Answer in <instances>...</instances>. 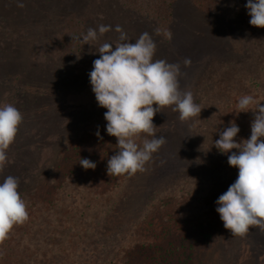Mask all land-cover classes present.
I'll use <instances>...</instances> for the list:
<instances>
[{
  "label": "trees",
  "instance_id": "trees-1",
  "mask_svg": "<svg viewBox=\"0 0 264 264\" xmlns=\"http://www.w3.org/2000/svg\"><path fill=\"white\" fill-rule=\"evenodd\" d=\"M175 1L120 0V5L153 21L166 38ZM190 1L210 13L219 0ZM246 30L250 36L242 56L215 63L200 82L195 103L202 110L193 122L198 170L167 180L127 212L129 185L140 172L107 175V162L118 149L103 116L58 155L54 170L38 187L19 192L28 220L14 226L0 244V264H203L224 229L216 201L238 174L213 142L231 121L240 129L236 142L250 138L253 111L236 113L242 96L264 104V28L249 23ZM63 32V55L82 51V44L65 45ZM144 138L151 137L141 134L137 142L142 145ZM83 158L95 169L85 170L79 163Z\"/></svg>",
  "mask_w": 264,
  "mask_h": 264
},
{
  "label": "rangeland",
  "instance_id": "rangeland-1",
  "mask_svg": "<svg viewBox=\"0 0 264 264\" xmlns=\"http://www.w3.org/2000/svg\"><path fill=\"white\" fill-rule=\"evenodd\" d=\"M22 2L23 8L17 0H0V106L11 104L23 115L7 150L0 183L9 175L17 177L19 192L38 187L54 170L58 155L107 111L98 106L89 73L100 55L95 47L109 42L115 49L120 35L117 25L131 43L148 32L156 42L153 61L180 64V89L191 91L194 102L204 73L215 63L239 59L250 36L247 0H219L210 13L199 11L190 0H176L166 38L156 32L153 21L123 8L120 0ZM101 24L110 25L111 30L92 46L84 44L79 53L63 55L59 37L67 26L62 33L65 45L81 47L87 29ZM185 58L191 60L190 66H184ZM178 116L172 107L156 113V137L163 136L166 142L153 153L146 171L137 173L129 185L127 212L167 180L199 169L195 118L181 122ZM203 264H264V232L252 226L241 237L231 236L224 228Z\"/></svg>",
  "mask_w": 264,
  "mask_h": 264
},
{
  "label": "clouds",
  "instance_id": "clouds-1",
  "mask_svg": "<svg viewBox=\"0 0 264 264\" xmlns=\"http://www.w3.org/2000/svg\"><path fill=\"white\" fill-rule=\"evenodd\" d=\"M17 6L23 8L25 5L22 0H17ZM245 7L251 17L249 23L264 28V0H247ZM110 30V25L101 24L98 29L89 27L81 43L92 46V42ZM115 31L120 33L115 49L109 42L95 47L100 55L93 61L89 73L98 106L107 109L104 113L107 134L117 139L118 151L107 162L106 171L110 177L146 171L145 165L153 153L166 142L163 136L156 137L153 117L157 112L172 107V111L179 113L181 122H188L199 116L202 110L194 102L191 91L180 89V64L153 61L156 42L148 32L131 43L119 25ZM183 63L185 67L190 66L191 60L185 58ZM237 108V114L253 111L251 136L236 142L234 138L240 129L231 121L219 133V139L213 142L221 154L228 156L229 166L238 169L235 182L217 199L216 211L231 236L243 237L252 226L264 232V139H261L264 138V104L252 95H244ZM22 120L23 115L15 106H0V171L7 162V150L14 142ZM141 134L152 138H144L141 145L137 142ZM96 135L102 139L99 130ZM79 163L85 170L96 167L87 158ZM18 188L19 179L11 175L0 183V244L8 238L14 226L28 220L27 205Z\"/></svg>",
  "mask_w": 264,
  "mask_h": 264
}]
</instances>
